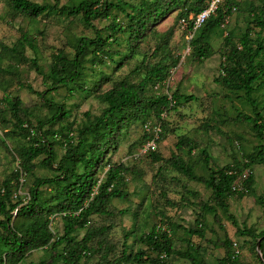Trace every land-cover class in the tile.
<instances>
[{
	"label": "trees",
	"instance_id": "trees-1",
	"mask_svg": "<svg viewBox=\"0 0 264 264\" xmlns=\"http://www.w3.org/2000/svg\"><path fill=\"white\" fill-rule=\"evenodd\" d=\"M3 1L12 20L18 16L33 21L49 15L78 17L92 31V37L65 38L66 49L50 54L46 71L38 64L33 38L22 33L10 47L0 45V63L7 62L0 68L1 76L16 72L19 66L25 65L47 84L44 91L34 92L46 110L42 116L33 112L34 107L25 112L18 97L9 98L5 94L1 98L6 111L0 113V147L9 152L16 166L7 178L0 181V264H23L27 254L35 250L45 251L50 258L49 262L39 261L38 264H80L82 260L93 258L96 260L92 264H167V259L172 257L188 264H205L199 253L200 246L194 245L190 238L203 240L204 217L211 214L215 219L217 211L231 222L237 237L250 238L251 252L259 264H264V230L253 233L249 229H238L228 214L227 205L229 198L235 196L240 199L251 192V168H264L263 107H258L253 97L257 89L264 87V40L261 37L264 0H255L254 3L221 0L214 12L195 28V17L206 9L209 0H68L62 6H58L55 0L53 5H38L30 0ZM173 11H177L174 18L186 23L185 30L189 35L186 47L194 61L205 60L212 54L207 38L218 31L225 18L233 11L243 16V29L238 35L229 30L221 37L219 75L213 82L226 91L229 103L235 99L241 107L249 110L245 114L234 109L231 121L247 125L255 144L250 152H244L238 143L236 149L240 159L231 155L230 161L222 166L215 164L206 148H198L194 142H190L188 147L185 137L178 138L174 153L167 159L162 160L155 153L157 144L167 131L163 115L195 99L192 95L180 94L178 89L169 96L152 92L153 88L163 87L169 69L175 67L179 60L169 50L171 32L159 34L153 29ZM99 19L106 20L107 24L97 29L92 22ZM150 36L154 46L147 56L139 46ZM26 49L32 53L31 57L25 56ZM137 56L141 59L132 73L138 80L129 82L127 77L114 81L115 73ZM152 58L155 59L153 62ZM106 68L108 72L103 71ZM87 71L99 74L90 88L84 86L82 79ZM106 83H109V88L99 92L100 85ZM16 84L21 86L20 82L16 81ZM7 86V81L1 78L2 95ZM58 88H65L69 93L79 92L83 96L92 95L102 109L97 116L84 113V121L73 127L68 121L70 112L64 108L63 102L46 97ZM217 117L216 122L220 126L228 124L224 114ZM151 119L153 123L148 122ZM132 123L142 127L143 133L137 144L141 150L153 139L157 129L154 147L141 153L140 157L145 156L151 163L162 161L153 177L161 183L158 194L163 205L170 208L178 206L166 198V185L176 183V177L202 184L210 194L205 203H198L201 212L196 215L193 226L181 228L173 225L165 214L158 212V223L146 233H139L131 224L123 234L121 248L115 253L108 239L113 227L111 224L94 226L92 218H111V201H128L126 177L142 178L135 168L121 163L109 164L107 160ZM8 126L10 129L6 130ZM201 128L215 131L231 146L234 143L217 126H208L205 122ZM234 140L239 142L240 138L235 137ZM185 147L186 156L182 154ZM57 149L62 150V154L56 159ZM192 150L197 151V157L189 162ZM198 165L207 172L206 176L195 173ZM103 168L106 170L99 179ZM37 169L45 170L49 175L37 176ZM243 172L246 175L241 179ZM25 185L26 196L22 197L20 191ZM44 187L48 188L45 194L41 191ZM182 189L188 198L182 195L179 202L188 203L189 198L196 197L184 186ZM256 202L264 212V197H258ZM136 208L146 216L142 203ZM127 213L125 209L117 212L121 215ZM55 216L60 220L59 231L51 230ZM136 217L137 211L132 213V220ZM175 231L184 234L180 239L184 244L181 251L172 245ZM80 232H83L82 236L77 239ZM128 238L138 248L132 250V246L126 245ZM257 240H260V257L255 252ZM219 245L223 256L214 264H242L238 260L236 243L224 238Z\"/></svg>",
	"mask_w": 264,
	"mask_h": 264
},
{
	"label": "rangeland",
	"instance_id": "rangeland-1",
	"mask_svg": "<svg viewBox=\"0 0 264 264\" xmlns=\"http://www.w3.org/2000/svg\"><path fill=\"white\" fill-rule=\"evenodd\" d=\"M38 5H53L54 0H30ZM58 6L67 3L68 0H55ZM70 1V0H69ZM135 1V0H134ZM239 2L255 0H238ZM8 7L3 0H0V45L10 47L12 43L24 33L30 38H33L37 53V61L43 71H46L49 63L50 54L58 49H66L64 47L65 38L71 39L72 36H87L92 37V31L88 30L80 21L78 17L66 18L49 15L40 17L37 20H28L21 16L16 17L14 20L8 16ZM177 11H173L167 17L156 24L153 29L159 34H165L167 31L171 32V38L168 41L170 53L173 56H178L179 60L175 67L169 69L167 78L163 83L162 88H157L154 93L161 92L167 96L170 95L174 89H178L180 94L192 95L194 101L182 104L176 109L168 111L163 115V120L167 123V131L165 137L159 141L156 148V154L162 159H167L170 154L174 153V144L179 137L187 139L189 147L190 142L195 143L198 148H206L217 166H222L231 159V155L239 158L236 146L241 144L244 152H250L251 147L255 144L251 136L249 128L244 123H234L231 121L234 115V109L248 114L247 108L241 107L239 103L232 99L229 103L226 96V91L216 85L213 79L219 75V63L221 62V37H223L229 30L233 31L236 35L243 29L240 13L233 11L227 18L224 19L223 24L218 31L210 34L207 38V43L211 47V55L201 61L191 60L189 50L186 47V41L189 39L188 32L185 30L186 23L181 19L174 18ZM190 16H188L189 18ZM120 19V15H118ZM106 20H95L92 25L97 29L105 26ZM222 35V36H221ZM261 37L264 40V30L261 32ZM147 39L139 48L142 53L150 54L154 43L152 40ZM71 41V40H70ZM72 42V41H71ZM26 57H31L32 53L26 49ZM141 56H137L126 62L114 76V81H120L122 78H127L129 82H136L138 77L132 73L134 68L138 65ZM155 59H151L153 62ZM11 63V62H10ZM7 64L6 61L0 63V68ZM100 68H97L99 70ZM108 72L109 69H103ZM11 74H2L0 79L6 80L8 86L2 95L3 91L0 90V113L6 111L4 101L1 100L5 94L9 98L18 97L22 103L25 112L30 111L34 107L33 112H37L42 116L46 110L34 94L44 91L47 85L39 75L27 66H19L16 72L10 71ZM139 76V75H138ZM99 77L97 71H87L82 79L84 86L90 88L91 84ZM20 82L21 86H17ZM28 86L29 88H25ZM109 83L102 84L99 87V92H103L109 88ZM52 97L54 101L63 102L64 108L70 112L69 122L73 127H77L84 121L83 114L88 113L91 117L97 116L102 109V105L92 95L83 96L79 92H67L65 88H58L46 97ZM258 107H263L262 115L264 116V87L257 89L253 93ZM24 112V113H25ZM32 112V113H33ZM34 114V113H33ZM218 114H224V119H227L228 124L220 126L216 121L219 117ZM153 123V120H149ZM207 122L208 126H217L220 131L232 140V146L226 142L224 137L220 136L213 130H203L201 126ZM8 126L6 130H9ZM142 127L139 124H129L124 137L118 141L115 150L108 155L109 164L121 163L126 167H133L142 175L140 180L126 177V190L128 193V201L113 200L110 203L109 211L112 212L111 218H92L94 226H101L111 224L113 227L109 232V242L114 246V251L117 253L121 248L123 234L131 224H134L135 230L139 233H146L148 229L157 224L159 213L162 212L169 218V222L173 225H179L181 228L193 226V221L197 214H199L200 207L198 203H205L209 197V190L202 184L195 182H186L182 178H174L176 183L166 185V198L171 203H178V206L168 207L163 205V201L159 197L160 182L154 180V174L158 166L162 165V161L158 163H151L148 158L140 157L141 147L137 144L142 136ZM239 137L240 141H235L234 138ZM10 147L11 143L8 141ZM132 147L129 149V147ZM187 148L182 150V154L186 156ZM62 150L57 149L56 159L60 157ZM197 157V151H191L189 162ZM140 160H139V159ZM139 161H138V160ZM188 159V158H187ZM16 163L13 162L9 152L0 147V181L9 176V173L15 168ZM195 173L197 175L206 176L207 172L201 165L196 166ZM106 168L99 174V179L103 177ZM253 175V185L251 192L242 198L238 199L233 196L227 200L228 214L232 216L238 229H249L253 233H258L264 230V212L263 208L257 204L258 197H264V168L261 166H254L251 168ZM37 176H47L49 173L45 170L37 169ZM175 177L174 174L171 173ZM246 175L243 172L241 179ZM153 181V182H151ZM188 189L196 194L195 198H189L188 203L179 202V197L188 198L183 194L182 187ZM43 193L48 192V188L41 189ZM26 185L20 191L22 197L26 194ZM24 194V195H23ZM27 198V197H26ZM142 203L144 206V214L137 209V205ZM150 205V207H149ZM180 206V207H179ZM176 207V208H175ZM128 210L127 214H117L118 211ZM137 211V217L132 220V213ZM139 213H142L139 214ZM205 229L204 239L199 240L195 237L190 238L194 245L200 246L199 253L205 264H214L215 260L223 256V249L219 245V241L224 238L231 243H236L239 250L238 260L242 264H259L255 258L254 252H251V241L248 237H237L235 228L231 222L220 211L216 212V218L213 219L211 214L204 217ZM220 227V228H219ZM60 220L55 216L51 222V230L59 231ZM80 232L77 239L82 236ZM184 236L182 231H175L172 235V245L175 250H183L184 244L180 239ZM132 239L128 238L126 245L132 246L131 249L138 248L137 245L131 244ZM256 252V250H255ZM96 259L89 261H81L80 264H92ZM39 261L49 262V254L43 250H35L27 254L23 264H38ZM51 264H61L51 263ZM167 264H188L187 261L175 257L167 259Z\"/></svg>",
	"mask_w": 264,
	"mask_h": 264
},
{
	"label": "built area",
	"instance_id": "built-area-1",
	"mask_svg": "<svg viewBox=\"0 0 264 264\" xmlns=\"http://www.w3.org/2000/svg\"><path fill=\"white\" fill-rule=\"evenodd\" d=\"M221 2V0H209L207 3V7L205 10H203L201 13H199L194 20V28L199 26L201 24V22H203V20L205 18H207V16L211 13L214 12V10L216 9L217 5ZM156 132L157 129H155L154 131V137L152 140H150L149 142H147L144 147L141 150V153H144L146 150L152 149L154 147V140L156 139Z\"/></svg>",
	"mask_w": 264,
	"mask_h": 264
},
{
	"label": "water",
	"instance_id": "water-1",
	"mask_svg": "<svg viewBox=\"0 0 264 264\" xmlns=\"http://www.w3.org/2000/svg\"><path fill=\"white\" fill-rule=\"evenodd\" d=\"M259 241H260V240H257V242L255 243V250H256V253H257L258 257H260V254H259V251H258V248H259Z\"/></svg>",
	"mask_w": 264,
	"mask_h": 264
}]
</instances>
